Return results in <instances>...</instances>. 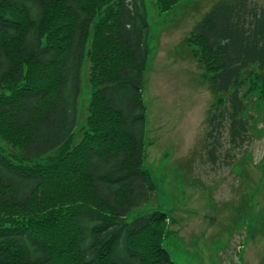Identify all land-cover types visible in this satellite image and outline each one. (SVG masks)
Listing matches in <instances>:
<instances>
[{
  "label": "trees",
  "instance_id": "16d2710c",
  "mask_svg": "<svg viewBox=\"0 0 264 264\" xmlns=\"http://www.w3.org/2000/svg\"><path fill=\"white\" fill-rule=\"evenodd\" d=\"M148 36L146 0H0V264H175L164 212L126 220L156 198L143 169ZM185 42L224 95L207 120L215 160L225 123L232 147L247 139L242 86L264 96V8L219 0Z\"/></svg>",
  "mask_w": 264,
  "mask_h": 264
},
{
  "label": "rangeland",
  "instance_id": "374dc122",
  "mask_svg": "<svg viewBox=\"0 0 264 264\" xmlns=\"http://www.w3.org/2000/svg\"><path fill=\"white\" fill-rule=\"evenodd\" d=\"M146 1L143 169L156 198L126 220L164 212L162 245L175 264H264V96L252 80L242 86L251 116L247 139L232 147L225 123L212 160L207 120L224 95L210 89L207 71L185 40L219 0H180L165 11ZM249 1L264 8V0ZM90 65L86 58L77 130L88 116Z\"/></svg>",
  "mask_w": 264,
  "mask_h": 264
}]
</instances>
